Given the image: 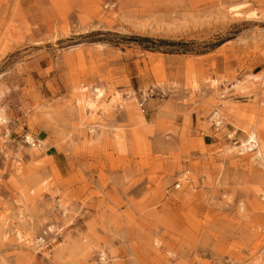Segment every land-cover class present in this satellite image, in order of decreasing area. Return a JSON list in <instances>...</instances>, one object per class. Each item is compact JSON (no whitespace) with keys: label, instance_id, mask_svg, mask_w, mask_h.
Segmentation results:
<instances>
[{"label":"rangeland","instance_id":"374dc122","mask_svg":"<svg viewBox=\"0 0 264 264\" xmlns=\"http://www.w3.org/2000/svg\"><path fill=\"white\" fill-rule=\"evenodd\" d=\"M29 2L0 0V264H264L238 149L264 142V0Z\"/></svg>","mask_w":264,"mask_h":264},{"label":"bare ground","instance_id":"6f19581e","mask_svg":"<svg viewBox=\"0 0 264 264\" xmlns=\"http://www.w3.org/2000/svg\"><path fill=\"white\" fill-rule=\"evenodd\" d=\"M252 14L253 13H251V15ZM97 94L99 96L101 94V91L98 90ZM85 106H87L88 108H92L93 102H88V103L85 104ZM254 129L255 128L245 132L246 133V137H245V139L241 140V145L238 147V149L240 151H244V152L245 151H253V150L256 149L255 156L258 157L259 160H261L260 164H262V166H264V142L260 141L259 136H258V132H257V130H254ZM231 135L232 134H230V136ZM28 140H30L29 136H28ZM28 144H30V147H31V142H29Z\"/></svg>","mask_w":264,"mask_h":264},{"label":"built area","instance_id":"2783aa9c","mask_svg":"<svg viewBox=\"0 0 264 264\" xmlns=\"http://www.w3.org/2000/svg\"><path fill=\"white\" fill-rule=\"evenodd\" d=\"M223 97H224V94L221 95V98H223ZM209 122H210V127L214 133H219L224 128V126L226 125L225 119L223 118V116L220 115L218 110H213L210 113ZM226 137L228 139H231L232 136H230L229 133H227ZM32 141H33L32 142L33 146L37 144L36 141H34V140H32ZM178 186H179V184L176 185V187H178ZM104 260H105V256L99 255L96 262L102 263Z\"/></svg>","mask_w":264,"mask_h":264},{"label":"crops","instance_id":"0c3cea01","mask_svg":"<svg viewBox=\"0 0 264 264\" xmlns=\"http://www.w3.org/2000/svg\"><path fill=\"white\" fill-rule=\"evenodd\" d=\"M30 0H26V3L28 4V3H30L29 2ZM44 70V67L41 65V64H39V65H37V66H35V73L38 75V74H40L42 71ZM253 80V79H252ZM249 82H251V83H253L251 80L249 81ZM4 121V119L0 116V122H3ZM207 138H209V137H211L210 135H205ZM38 140V142H37V148H43L44 149V151H46V150H50L51 149V146H49V144H48V137H47V135H45L44 133H40V135L38 136V138H37Z\"/></svg>","mask_w":264,"mask_h":264},{"label":"trees","instance_id":"16d2710c","mask_svg":"<svg viewBox=\"0 0 264 264\" xmlns=\"http://www.w3.org/2000/svg\"><path fill=\"white\" fill-rule=\"evenodd\" d=\"M145 40H147L148 38H144Z\"/></svg>","mask_w":264,"mask_h":264}]
</instances>
